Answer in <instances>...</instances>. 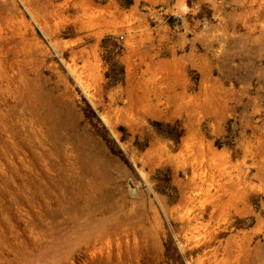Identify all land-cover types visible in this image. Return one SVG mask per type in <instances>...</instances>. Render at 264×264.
I'll use <instances>...</instances> for the list:
<instances>
[{
  "label": "rangeland",
  "instance_id": "374dc122",
  "mask_svg": "<svg viewBox=\"0 0 264 264\" xmlns=\"http://www.w3.org/2000/svg\"><path fill=\"white\" fill-rule=\"evenodd\" d=\"M0 264H264V0H0Z\"/></svg>",
  "mask_w": 264,
  "mask_h": 264
}]
</instances>
